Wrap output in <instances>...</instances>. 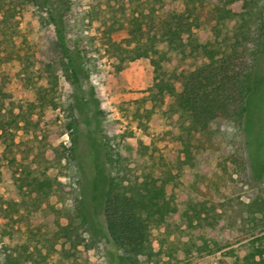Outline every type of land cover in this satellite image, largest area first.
I'll return each instance as SVG.
<instances>
[{"label":"trees","instance_id":"trees-1","mask_svg":"<svg viewBox=\"0 0 264 264\" xmlns=\"http://www.w3.org/2000/svg\"><path fill=\"white\" fill-rule=\"evenodd\" d=\"M34 1L42 5L49 0ZM236 1L239 0H183V11L165 14L158 6L163 0H90L83 15L89 23L101 22L107 50L121 63L150 58L156 74L155 86L162 94L166 90L176 93L175 86L164 78L163 67L169 60V53L185 52L189 48L191 55L202 59L200 65L179 78L183 89L177 96L178 106L188 113L190 125L187 134L179 138L181 144L172 158L178 163L177 172L171 168L154 176L152 171H147L165 163V156L158 146L143 140L133 157L124 156L109 144L105 146L110 169L104 203L106 228L112 241L124 251L128 264H139L143 258L159 264L165 256L168 257L165 263L171 264L177 260L181 249L187 256L195 249L220 252L214 264H264V247L260 245H253V249L241 258L235 248L223 251L225 244L216 239L211 244L205 237L203 244L195 241L168 244L163 239L156 247L153 233V228L165 224L170 216L216 233L234 226L242 215L234 198L221 186L228 189L232 184L236 192L250 185L244 132L249 97L255 89L256 68L264 51V0H241L239 12L231 7ZM24 3L22 0H0V137L5 140H13L12 129L18 123L17 119H7L5 114L11 96L7 68L17 66L31 79L29 73L33 65L34 50L30 42L25 39L18 44L16 40L20 24L17 16L22 13ZM234 18L237 20L233 31L225 32L227 23ZM51 21L58 26L54 15ZM124 27H127L128 37L115 40L113 33ZM58 42L63 57L56 66L70 84L78 85L80 74L75 54L66 40ZM54 67V64L47 67L52 77L48 80L49 87H39L37 91L42 100L56 106L54 94L59 91V76ZM64 111V132L72 134L78 123L74 104L68 102ZM10 144H6L1 159L8 158L7 153L12 151ZM223 148L227 152L215 163L214 171L202 172L200 154ZM70 150V158L75 159L73 148ZM15 160L11 157L9 162ZM8 165L10 163L5 167ZM185 168L191 169L190 185L201 198L187 199L180 204L179 191L184 185L181 172ZM3 170L0 166V173ZM16 181L13 186L20 199L5 197L0 205V217L7 221L1 229L2 236L14 234L15 223L22 221L26 214L29 215L27 225L30 216L41 214L45 197L55 191L54 178L33 175L31 170L21 173ZM244 192L251 202L241 201L240 204L264 210V199L258 193ZM49 206L52 209L46 227L54 228V234L48 237L28 225L30 236L19 247L7 251L0 264H34L35 261L65 264L64 258L68 259L67 264H72V257L77 259L82 255L79 246L85 243L84 231L88 227L84 198L77 196L70 205L60 208ZM63 219L67 223L64 224ZM67 243L69 248H66Z\"/></svg>","mask_w":264,"mask_h":264},{"label":"rangeland","instance_id":"rangeland-1","mask_svg":"<svg viewBox=\"0 0 264 264\" xmlns=\"http://www.w3.org/2000/svg\"><path fill=\"white\" fill-rule=\"evenodd\" d=\"M22 1L25 3L22 13L17 16L20 24L16 40L18 44L28 40L34 57L29 73L31 79L17 66L7 68L10 73L7 86L11 96L6 103L5 114L7 119H17L18 123L12 129L13 140L0 137V166L4 169L0 173V205L5 197L20 199L13 183L26 170L40 177L50 176L56 182L55 191L48 198L45 197L42 213L29 217L30 228L51 237L55 229L46 227L52 209L49 205L60 208L81 196L86 204L88 227L84 231L85 243L79 246L82 255L79 254L77 259L72 257L71 263L128 264L124 251L112 241L106 228L104 203L110 169L105 146L109 144L124 156L133 157L143 140L158 146L165 156V163L147 171H152L154 176H160L171 168L177 172L178 163L172 158L181 144L179 138L187 134L190 125L188 113L178 106L177 96L183 89L179 78L200 65L202 59L191 55L189 48L185 52L169 53V60L163 67L164 78L175 86L176 93L166 90L162 94L155 86L156 74L150 58L121 63L112 52H108L101 22L89 23L83 19L90 0H70L67 4L49 0L42 5L34 0ZM242 3L241 0L236 1L231 7L239 12ZM158 6L165 14L181 12L185 8L183 0H163ZM129 11L128 8L127 14ZM52 15L56 17L58 26L52 23ZM236 20L234 18L227 23L225 32L233 31ZM127 37V27L113 33L117 41ZM58 40H66V45L75 54V65L80 74L78 85L70 84L60 67L56 66L63 57ZM49 64L55 65L59 76V91L54 94L56 106L42 100L37 91L39 87H49L48 80L52 78L47 70ZM255 77L244 132L250 185H244L236 192L232 184L228 189L221 186L234 198L235 206L242 211V215L238 216L234 226L216 233L177 216H170L165 224L153 228L156 247L163 239L168 244L192 241L203 244L205 237L210 239L211 244L215 239L225 244L223 251L235 248L241 258L253 249V245L264 247V210H258V207L249 209L240 204L241 201L251 202L244 190L254 191L264 199V51ZM68 102L74 104L78 117L72 134L64 132V108ZM7 143H12V151L7 153V159H1ZM71 148L75 159L70 158ZM226 152L227 149L223 148L201 153L202 172L214 171L215 163ZM11 157L16 160L9 162ZM9 163L8 168L5 167ZM190 173L189 168L181 172L184 185L179 191L180 204L187 199L201 198L190 185ZM28 216L26 214L22 221L15 223V233L8 236L1 234L7 221L0 217V260L7 251L19 247L30 236ZM62 222L67 223L64 219ZM69 247L67 243L66 248ZM220 254L195 249L187 256L181 249L177 253V260L171 264H214ZM167 260L165 256L159 264H166ZM64 263H68L67 258H64ZM34 264L51 263L35 261ZM139 264L154 263L143 258Z\"/></svg>","mask_w":264,"mask_h":264}]
</instances>
